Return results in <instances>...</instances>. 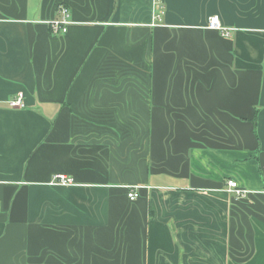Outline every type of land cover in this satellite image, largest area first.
I'll list each match as a JSON object with an SVG mask.
<instances>
[{
    "label": "crops",
    "instance_id": "obj_1",
    "mask_svg": "<svg viewBox=\"0 0 264 264\" xmlns=\"http://www.w3.org/2000/svg\"><path fill=\"white\" fill-rule=\"evenodd\" d=\"M0 264H264V0H0Z\"/></svg>",
    "mask_w": 264,
    "mask_h": 264
},
{
    "label": "built area",
    "instance_id": "obj_2",
    "mask_svg": "<svg viewBox=\"0 0 264 264\" xmlns=\"http://www.w3.org/2000/svg\"><path fill=\"white\" fill-rule=\"evenodd\" d=\"M58 12L61 15L60 20L53 21L50 24L51 30L55 34H64L67 31V26L71 24L70 16L68 9H66L63 6L58 7ZM160 14V13H159ZM154 16V21L160 22V15ZM207 29L220 32L222 36L227 37L229 35L230 29L224 28L221 25V22L219 20L218 15H212L208 17L207 19ZM9 106L11 108H23L25 106L23 102V94L18 93L13 99L9 101ZM52 186H62V187H68V186H74L75 183L72 178L67 177L66 175H55L52 180L49 182ZM228 192L232 193L236 198L243 197L245 194V191L239 189L237 183L235 181H229L228 182ZM137 187L130 188L129 192L127 193V198L130 201H135L138 198V192Z\"/></svg>",
    "mask_w": 264,
    "mask_h": 264
},
{
    "label": "trees",
    "instance_id": "obj_3",
    "mask_svg": "<svg viewBox=\"0 0 264 264\" xmlns=\"http://www.w3.org/2000/svg\"><path fill=\"white\" fill-rule=\"evenodd\" d=\"M129 192V189H127V193ZM138 197H139V193H138Z\"/></svg>",
    "mask_w": 264,
    "mask_h": 264
},
{
    "label": "rangeland",
    "instance_id": "obj_4",
    "mask_svg": "<svg viewBox=\"0 0 264 264\" xmlns=\"http://www.w3.org/2000/svg\"><path fill=\"white\" fill-rule=\"evenodd\" d=\"M170 202V201H169Z\"/></svg>",
    "mask_w": 264,
    "mask_h": 264
}]
</instances>
